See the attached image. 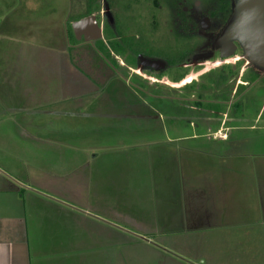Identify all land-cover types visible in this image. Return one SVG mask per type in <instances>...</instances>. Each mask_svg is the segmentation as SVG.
I'll return each mask as SVG.
<instances>
[{"label":"rangeland","instance_id":"374dc122","mask_svg":"<svg viewBox=\"0 0 264 264\" xmlns=\"http://www.w3.org/2000/svg\"><path fill=\"white\" fill-rule=\"evenodd\" d=\"M11 1L8 13L22 16L20 33L28 36L22 40L28 48L27 93L44 100H29L27 117L11 113V119L33 124L45 115L48 131L61 124L60 159L51 157L50 172L19 177L44 208L56 207L59 217L75 215L57 227L75 239L69 254L75 264H264V227L250 224H264V174L251 169L253 158L243 160L264 154V68L251 64L241 45L230 59L217 55L241 0H159L170 15L169 27L179 24L187 31L155 34L172 60L181 52L182 60L212 53L191 60L178 83L166 72L148 76L150 81L136 77L134 60L116 51L135 33L132 0H23L24 6ZM181 1L200 8L182 15ZM151 7L139 6L147 21L160 15L157 7L147 11ZM107 11L114 22L101 41L75 38L72 24L100 14L103 28ZM204 17L211 26L205 32ZM219 71L228 80L220 88L210 86ZM68 128L93 136L97 130L102 141L82 140L77 131L68 135ZM46 135L58 141L56 129ZM30 137L1 148L23 161L37 153ZM51 142L50 149L57 145ZM10 186L17 187L0 188ZM77 198L91 209L75 203Z\"/></svg>","mask_w":264,"mask_h":264},{"label":"crops","instance_id":"0c3cea01","mask_svg":"<svg viewBox=\"0 0 264 264\" xmlns=\"http://www.w3.org/2000/svg\"><path fill=\"white\" fill-rule=\"evenodd\" d=\"M12 4L11 0H0V5L3 7V11L0 13V104L8 103L2 104L4 108L0 107V187L7 185L17 187L0 188V264H75V259L69 255L75 251V239L71 236L70 231L68 234L63 235L57 228L59 223L74 221L76 219L75 215L64 211L67 217H63V214L62 217H59L55 215L57 213L56 207L47 206L44 208L43 199L38 198L36 193H26L22 187L26 185V180L19 177L24 172L39 173L45 169H48L46 170L48 173L50 172L52 167L51 157L59 158L58 156H60L61 133L59 128H61V124H59V127L56 124L54 128L51 127V131H48V127L43 125L44 118L42 117L45 115L39 116L40 121L33 124L25 119L15 121L11 119V113H15L13 116L16 119L20 116L22 118L27 117L29 113L27 103H30L29 100L38 101V103L44 101L33 91H31L32 94L27 93L29 89L26 86L28 48L25 45L23 46L22 40L24 42L28 36L20 33L25 32L22 16L20 14L14 16L8 13ZM14 4L24 6L28 5V2L16 0ZM45 101H49V99ZM55 101L61 100L53 99L51 102ZM66 101H72V99ZM40 107L44 109V106ZM59 115L61 113H58ZM10 122L13 125L7 127L6 124ZM27 123L31 125L26 126ZM53 129H56L58 134L56 137L57 142L53 140L51 142V137L44 136L46 133L53 132ZM67 131L68 135H73L75 131L81 132L83 135L82 140H95L99 143L102 141L101 134L97 130L94 132L98 136L93 133L97 137L95 139L91 138L94 137L91 132L89 134L85 130L74 129L71 132L68 128ZM29 134L31 135L30 138L36 142L37 153L34 152L25 160L24 157H22L23 161L17 156L12 157L5 148H1L5 145L10 149L9 146L17 142L19 136L25 135V138L29 139ZM216 134L217 132L214 136L218 137ZM219 140L224 142V139ZM50 142L57 144L56 147L50 149L47 145ZM46 150L49 152H45ZM245 152L246 150H244ZM256 153L243 156V160L249 161L253 158L256 166L250 165L251 169H259L264 174V154L262 152ZM258 158L263 160H257ZM235 159L239 160V158ZM39 197H43V194L40 193ZM74 201L91 209L90 205L82 204L78 198ZM250 224L261 228V230L264 227V224H258L255 221ZM60 252L61 255L67 253L68 259L60 258L58 254Z\"/></svg>","mask_w":264,"mask_h":264},{"label":"flooded vegetation","instance_id":"af4514ba","mask_svg":"<svg viewBox=\"0 0 264 264\" xmlns=\"http://www.w3.org/2000/svg\"><path fill=\"white\" fill-rule=\"evenodd\" d=\"M148 5V6H152L149 10L147 9V11H152L151 9L154 10V7H157L158 10H160V15L158 18H154V16H152L150 18V20L144 17L147 15H141L139 13V6H143L142 5ZM146 3V4H145ZM187 4L186 1H181L179 3H177V7H180L182 10V15H188L192 12H194V10H197L200 8V3L196 2L193 4V7H186L185 5ZM132 5L135 6V9H137V12L135 14H133V19L132 21H134L135 23V33L133 35V39L131 40V42L127 41V42H122L121 44H118L116 46L117 48V52H121L119 51L120 48L122 50L123 53H128L130 55V57L134 60V70H132L134 72V75L137 77H145V80L150 81L151 78H149L148 76L150 75H154V76H161L163 73L166 72V76L169 78H167L169 81H172L174 79H180V80H175V83H178L180 81H182L184 78H180L183 77V75L188 71L189 68V62L192 60L197 61V60H202L205 58H209L212 53L211 52H204V53H200L198 55H194L192 56V58L189 60L186 57L182 60L181 58H183V53L181 52L179 55L180 57H174V59L172 60V57L168 55L170 50L169 48H167L166 43H162L160 40H156L154 38L155 34L159 32V34H164L165 30L169 28L168 33L173 34V32L175 33H182V32H187L185 30H183V25L178 26L175 25V29L170 28L169 27V22L171 23V19H170V15H165L166 13L163 12V5L160 3L159 0H132ZM107 6V5H106ZM108 7V6H107ZM236 9V7L234 8ZM93 16V15H91ZM96 16L99 25L102 27L101 23L99 22V16L100 14L94 15ZM90 17V16H89ZM204 19L209 20L207 17H204L200 20V28L202 31H208L210 29V23L208 24V29H203L202 27V22ZM105 23L102 29H103V37L106 36V29L109 28L111 29L112 25H113V16L110 13V11H107L105 13ZM143 21H146V23L148 22V24L144 25ZM163 29V30H162ZM186 29V28H184ZM112 30V29H111ZM74 34V33H73ZM224 38V37H223ZM222 38V40H223ZM103 39V38H102ZM101 39V40H102ZM99 40V41H101ZM97 42V41H95ZM93 43V42H91ZM235 45L237 46V50L239 49V42L234 41ZM223 44V41H222ZM222 44L220 45V47L218 48L217 51V55L218 57H220V48L222 46ZM106 48L110 50L109 45L106 44ZM163 47V50H162ZM125 49V50H124ZM237 53V52H236ZM178 58H180V60H178ZM221 59V58H220ZM142 60H148V61H153V62H157L159 64L156 65V67L152 68V67H144L142 65ZM222 60V59H221ZM125 64L122 63L121 66H123ZM126 66V65H125ZM173 71V75L171 74V72ZM172 75V76H171ZM135 77V78H136ZM177 77V78H176ZM171 79V80H170ZM139 81V79H137ZM141 81H139L140 83ZM141 84V83H140Z\"/></svg>","mask_w":264,"mask_h":264},{"label":"water","instance_id":"95a60500","mask_svg":"<svg viewBox=\"0 0 264 264\" xmlns=\"http://www.w3.org/2000/svg\"><path fill=\"white\" fill-rule=\"evenodd\" d=\"M209 20L202 22L203 29H208ZM75 38L85 43L99 41L103 38V29L96 16L84 18L72 24ZM220 48V58L230 59L236 55L239 42L250 63L264 68V0H241L240 14L230 31L224 36ZM157 62L142 60L144 67H156Z\"/></svg>","mask_w":264,"mask_h":264},{"label":"trees","instance_id":"16d2710c","mask_svg":"<svg viewBox=\"0 0 264 264\" xmlns=\"http://www.w3.org/2000/svg\"><path fill=\"white\" fill-rule=\"evenodd\" d=\"M222 70H223V69H222ZM219 74H220V76L217 77V75H219ZM217 75H216L217 79L211 81V85H210V86L220 88L222 85H225L224 83H225V81H227L228 79L225 78V75H224V72H223V71H219V72L217 73ZM180 78H184V75H183V77H180ZM177 80H180V79H177ZM245 83H249V82L247 81V82H245ZM244 86H245V85H242V87H244ZM189 87H191V86L189 85Z\"/></svg>","mask_w":264,"mask_h":264}]
</instances>
